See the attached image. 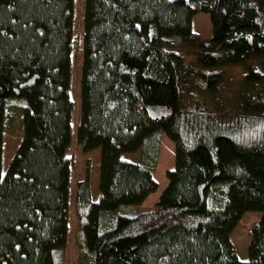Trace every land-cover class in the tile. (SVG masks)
<instances>
[{
  "label": "trees",
  "instance_id": "obj_1",
  "mask_svg": "<svg viewBox=\"0 0 264 264\" xmlns=\"http://www.w3.org/2000/svg\"><path fill=\"white\" fill-rule=\"evenodd\" d=\"M201 13L207 42L192 32ZM73 20L74 0H0V264H64ZM172 42L200 44L207 69L243 65L247 90L261 85V94L228 126L182 110ZM252 60L264 63V0H84L76 142L100 152L97 201L90 162L74 189L85 264H264V71ZM221 79L200 83L214 95ZM13 101L23 108V138L2 174ZM183 116L190 121L181 125ZM162 134L175 149L167 184L154 209L124 215L158 190ZM135 153L136 163L122 159ZM247 212L261 215L241 261L230 237Z\"/></svg>",
  "mask_w": 264,
  "mask_h": 264
},
{
  "label": "rangeland",
  "instance_id": "obj_2",
  "mask_svg": "<svg viewBox=\"0 0 264 264\" xmlns=\"http://www.w3.org/2000/svg\"><path fill=\"white\" fill-rule=\"evenodd\" d=\"M83 17L84 0H74V20H73V42L70 55V88L69 94L73 104L71 118V145L67 152V157L71 159L70 186H69V213H68V234L65 248L64 264H85V252L78 242V222L74 209V189L76 182L83 178L87 162H90V179L92 187V200L97 201L99 197V150L90 153H83L81 147L76 142V129L79 123L80 109V71L83 58ZM192 32L200 36L201 41L207 42L210 38V21L206 14H197L192 19ZM168 49L173 51L181 61V68L178 74L181 92V109L190 113H203L215 117L217 124L228 126L241 114L242 106L246 100L254 99L262 92L261 85H253L250 90L245 86V68L243 65H222L216 68L207 69L200 65L199 54L200 44L187 45L172 42ZM252 66L264 71V63L252 60ZM212 73L221 76V82L214 95L206 93L200 83V79ZM22 105L20 102H11L6 108L3 120L2 158L1 172L5 173L8 164L15 155L23 138ZM190 118L183 116L181 125L187 124ZM206 123V122H204ZM198 124L195 123V127ZM136 154V153H135ZM134 154H125L122 159L134 161ZM138 155V154H136ZM154 178L160 188L163 186L165 178L164 169H158ZM156 195V194H155ZM153 195V197L155 196ZM225 197V187L216 186L212 191V198L220 203ZM152 198V197H151ZM156 198V197H155ZM131 209H123L124 215L135 212L148 211L154 209V201ZM158 200V198H157ZM128 213V214H126ZM259 212H247L238 223L233 233L231 241L235 248L237 257L241 261L247 260V246L250 241V232L258 219Z\"/></svg>",
  "mask_w": 264,
  "mask_h": 264
},
{
  "label": "crops",
  "instance_id": "obj_3",
  "mask_svg": "<svg viewBox=\"0 0 264 264\" xmlns=\"http://www.w3.org/2000/svg\"><path fill=\"white\" fill-rule=\"evenodd\" d=\"M174 144L164 135L162 134L160 136V147H159V153H158V159H157V165H156V169H155V173L156 171H158V169H164V172L166 173L167 171H171L174 169ZM138 154V155H136ZM133 155V158H134V161H130L129 159L131 158H128V159H125L129 162H133V163H136L138 161V156H139V153H136ZM154 173V174H155ZM155 175H153V178H154ZM82 179V178H81ZM81 179H79L78 181H80ZM155 180V178H154ZM77 181V182H78ZM156 181V180H155ZM158 184V183H157ZM167 184V180L163 182V186L160 188L158 186V190L156 193L150 195L141 205H143L144 203H148V206L150 205L149 204V201L151 199H155L154 201V205L157 204L158 200H159V197H160V194L162 193L163 189L165 188ZM90 190H92V187H91V179H90ZM92 193V191H91ZM156 194V195H155ZM153 195H155L153 197ZM92 197V196H91ZM152 197V198H151ZM156 197V198H155ZM158 198V200H157ZM140 205V206H141ZM139 206V207H140ZM152 210V208L150 209ZM149 211V210H148ZM145 212V211H144ZM242 220V219H241ZM250 242V241H249ZM249 244V243H248Z\"/></svg>",
  "mask_w": 264,
  "mask_h": 264
}]
</instances>
